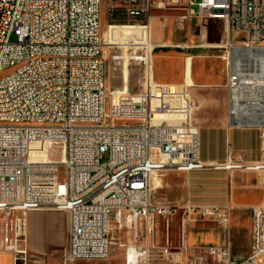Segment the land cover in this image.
I'll list each match as a JSON object with an SVG mask.
<instances>
[{"label":"built area","instance_id":"2783aa9c","mask_svg":"<svg viewBox=\"0 0 264 264\" xmlns=\"http://www.w3.org/2000/svg\"><path fill=\"white\" fill-rule=\"evenodd\" d=\"M166 4L114 0L109 16L111 23L150 27L151 10ZM184 7L181 19L222 22L230 119L235 105L251 117L238 124L259 128L264 140V0H185ZM100 15L101 0H0V216L2 229L14 235L4 243L16 251L15 264H27L26 216L36 210L68 214L64 264L106 259L124 229L132 238L124 264H182L187 228L208 221L228 236L232 207L155 202V178L208 167L264 177V161L199 158L189 86L152 81L134 94L108 91ZM247 50L258 52L259 61H249ZM239 52L243 56L231 64L230 56ZM240 104H247V111H240ZM252 209L247 257L232 262L226 240L199 248L198 258L262 264L264 204ZM158 216L167 225L180 216L178 246L154 242ZM151 246H162V261H147Z\"/></svg>","mask_w":264,"mask_h":264},{"label":"rangeland","instance_id":"374dc122","mask_svg":"<svg viewBox=\"0 0 264 264\" xmlns=\"http://www.w3.org/2000/svg\"><path fill=\"white\" fill-rule=\"evenodd\" d=\"M170 2L165 8L151 10V26L150 41L153 45L152 59L145 43H120L125 37L126 29L119 23H111L110 10L114 0H101V35L104 56V77L107 90H128L130 93L140 92L146 84H149L148 70L154 71V80L160 82L159 77L163 80H176L181 77L183 81L185 58L192 57V77L195 86L190 87L189 91L194 101V113L200 103L209 101V95L205 93L207 90L215 92V102L221 100L226 94L225 87L227 81L228 64L223 58L224 50L218 47H210L208 45H221L225 42V32L223 24L210 18L202 20L181 19L186 14L184 2L185 0H165ZM195 2L199 0H194ZM116 4L122 6L123 2L118 1ZM197 10V6H193ZM121 25H128L127 23ZM133 25V24H130ZM117 36V40L113 41L110 30ZM121 38V39H120ZM13 40V37H12ZM123 42V39H122ZM131 56L134 58L130 59ZM15 66H11L5 73H10ZM150 81L152 82V76ZM165 82V81H164ZM183 83V82H182ZM209 98V99H208ZM208 99V100H207ZM196 110V111H195ZM193 118L194 114H193ZM196 125L198 123L194 119ZM210 122L216 121L210 119ZM262 143V140H257ZM234 160H244L249 162L238 152H232L229 155ZM107 156L105 155L104 161ZM229 172V171H228ZM183 174L176 171H167L163 178V189L155 190L153 201L155 202H181L183 192ZM261 177L257 174V177ZM45 212H58L56 210H36ZM64 213V212H60ZM233 208L230 209V228L231 233L233 225ZM239 220L246 221L250 218V224L245 226L246 231L251 229V237L247 234L238 233L234 238L231 250V261H239L250 254L252 242V226H253V209H247L246 213L237 217ZM63 217L60 215H46L43 213L33 214L28 220L30 222V238L45 243L44 250L36 252L28 247L27 264H64V253L66 249L67 229H63ZM27 220V216H26ZM153 231V240L158 245L171 244L178 246L181 241L183 228L180 216H174L169 221V225L165 224L162 217L158 216L155 220ZM3 220L0 216V264H15L17 253L11 252L5 245L4 240L9 238V243L14 239L11 231L4 230ZM223 228L219 225L208 221H197L193 226L187 228L190 233V242L194 239L203 240L205 233L200 228ZM54 230V232H53ZM35 231V233H34ZM53 232V233H52ZM34 233V234H33ZM225 233V232H224ZM229 235V234H228ZM27 236V235H26ZM227 236V234H226ZM27 238V237H26ZM131 235L128 229L122 232L120 243H113L109 249L106 259L93 261H77L74 264H124L126 244L130 241ZM27 241V240H26ZM196 243V242H195ZM27 245V244H26ZM212 244L196 243L194 245L188 243L187 257L183 259L182 264H227L223 261L218 262L212 257L198 258V249L207 248ZM236 251V253H235ZM262 264H264V257Z\"/></svg>","mask_w":264,"mask_h":264},{"label":"crops","instance_id":"0c3cea01","mask_svg":"<svg viewBox=\"0 0 264 264\" xmlns=\"http://www.w3.org/2000/svg\"><path fill=\"white\" fill-rule=\"evenodd\" d=\"M145 27H140L138 32L132 35H125L120 43H149L148 50L150 60L152 59L153 45L149 39L150 31L144 34ZM113 41L117 40V36L110 30ZM139 33L140 35H137ZM225 44L208 45L210 47L224 48ZM192 57L188 56L184 62L183 81L181 77L176 80L168 81L159 77L160 82L154 80V71L148 70L149 82L152 79L157 84L163 85H182L195 86L192 77ZM165 81V82H164ZM183 82V83H182ZM211 99L200 103L194 113V119L199 125V158L206 163H225L232 152H238L249 163H257L264 161V140L261 138L259 128L249 125H233L229 116L228 93L219 101L215 102V92L207 90L205 93ZM207 99V100H208ZM195 110V111H196ZM210 119L216 121L210 122ZM262 140L258 143L257 140ZM177 172V171H176ZM183 174V192L181 202L200 205H223L229 203L233 208V229L226 236L224 231L218 228H200L205 233L203 240H192L190 242V233H186L187 242L194 245L196 243H205L212 245H223L226 240L230 242L231 250H234L233 242L238 233L247 234L251 237V229L246 231L245 226L250 224V218L246 221L239 220L237 217L246 213L247 209L264 204V177L260 173L242 172V171H225L214 169L211 167L203 170H194L190 172H180ZM257 174L261 177H257ZM163 178L156 177L154 180L157 190L163 189ZM36 213H43L48 216L61 215L63 217V229L69 231V217L67 213L60 212H28L26 220V247L31 250L40 252L44 250L45 243L30 238V222L29 218ZM188 231V230H187ZM54 232V230H53ZM52 232V233H53ZM35 233V231H34ZM33 233V234H34ZM196 242V243H195ZM68 244V233L66 247ZM236 253V251H235ZM237 254V253H236ZM160 256L159 253L156 254ZM12 259L14 257L12 256Z\"/></svg>","mask_w":264,"mask_h":264},{"label":"bare ground","instance_id":"6f19581e","mask_svg":"<svg viewBox=\"0 0 264 264\" xmlns=\"http://www.w3.org/2000/svg\"><path fill=\"white\" fill-rule=\"evenodd\" d=\"M112 26H124L127 30L126 34L127 35H132L135 32L139 31L140 27H145V26H132V25H110V27ZM145 31L144 34L147 35L149 32V26L145 27ZM137 35H140L139 33H137ZM145 48H147L149 50L150 48V44L146 43L145 44ZM227 54L225 53V55L223 56V58H226ZM243 54L242 53H236L234 56L233 54L230 56L231 58H229L230 63L232 64L233 58H237V57H242ZM135 57L131 56L130 59H132ZM247 58L249 61H259V54L258 52H255V50H247ZM240 111H247V104H240ZM242 115L239 114V108L238 107H232V112H231V122L233 123V125H240L238 123L241 122L242 120ZM251 118V117H250ZM250 118H245L243 117V120H247V121H251ZM255 118H257V116H255ZM247 122V123H249ZM236 171V170H234ZM237 171H242V172H253V171H246V170H237ZM263 205V204H260ZM259 206V205H258ZM256 207V206H255ZM11 252H16L14 251V248L12 246H6ZM159 253L160 256H157L156 254ZM147 261L151 262V263H158V261H162V246H151L150 247V251H147Z\"/></svg>","mask_w":264,"mask_h":264},{"label":"water","instance_id":"95a60500","mask_svg":"<svg viewBox=\"0 0 264 264\" xmlns=\"http://www.w3.org/2000/svg\"><path fill=\"white\" fill-rule=\"evenodd\" d=\"M16 264H23L22 261H16Z\"/></svg>","mask_w":264,"mask_h":264}]
</instances>
